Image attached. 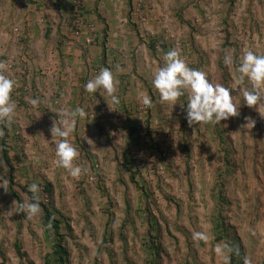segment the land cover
Segmentation results:
<instances>
[{
    "label": "rangeland",
    "instance_id": "1",
    "mask_svg": "<svg viewBox=\"0 0 264 264\" xmlns=\"http://www.w3.org/2000/svg\"><path fill=\"white\" fill-rule=\"evenodd\" d=\"M83 6L82 0L79 13L71 12L78 45L65 53L62 44L52 45L41 9L27 30L30 43L16 46L18 63L4 73L19 87L15 119L0 137L20 141L9 152L10 164L0 162V177L8 180V192L0 188L7 264H44L51 252L38 217L24 221L17 236L23 256L13 247L19 207L13 195L28 204L31 183L40 185L42 201L48 198L43 186L53 189L64 264H264V105L249 108L233 91L240 116L189 127L180 105L162 106L151 87L152 71L171 48L213 83L232 86L238 58L249 49L264 54V0H133L130 29L116 11L109 13L102 56L100 14L89 17ZM226 54L232 68L224 64ZM116 65L123 69L118 106L84 90L101 67L115 73ZM142 93L153 107H144ZM34 98L42 101L35 108ZM78 106L88 118L77 120L70 139L88 172L75 180L53 163L50 128L53 112ZM198 231L208 235L207 243L193 241ZM217 245L231 251L219 254Z\"/></svg>",
    "mask_w": 264,
    "mask_h": 264
},
{
    "label": "clouds",
    "instance_id": "2",
    "mask_svg": "<svg viewBox=\"0 0 264 264\" xmlns=\"http://www.w3.org/2000/svg\"><path fill=\"white\" fill-rule=\"evenodd\" d=\"M161 59L162 65L157 66L151 73V87L158 93L159 103L162 106L167 105L173 109L176 105H180L189 127L217 125L222 121L240 116L241 104L236 103L233 91L242 95L243 104L249 108L257 110L264 105V54L252 49L245 51L242 57L238 58V64L235 67L237 75L230 87L213 83L207 73L190 67L176 48L163 53ZM233 63V57L226 54L225 66L232 68ZM6 70V63L0 61V123L7 125L15 119L17 104L13 100V94L19 84L15 79L4 74ZM122 71L120 65H116L115 73L110 67H101L98 73L85 83L84 90L89 95L103 93L110 97L112 105L118 106L120 81L117 73ZM182 97H186V103L180 102ZM141 100L145 108L153 107V100L147 93L141 94ZM41 103L40 98L30 100L34 108ZM53 113L57 114L50 128V141L55 148L53 163L57 168L67 172L71 178L79 180L88 172V169L79 163L80 150L70 137L75 131L77 120L87 119L88 113L79 106L72 111L60 109ZM251 121L254 126L255 121ZM7 186L8 180L0 177V188L8 192ZM27 190L32 193L31 202L21 204L20 211L25 214V219L31 220L37 218L41 212L39 196L41 188L39 184L31 183L27 186ZM192 239L194 242L207 243L209 238L205 232L198 231L193 232ZM225 250L231 251L228 245L223 247L217 245L215 248L219 254H224ZM245 264L249 262L245 260Z\"/></svg>",
    "mask_w": 264,
    "mask_h": 264
},
{
    "label": "crops",
    "instance_id": "3",
    "mask_svg": "<svg viewBox=\"0 0 264 264\" xmlns=\"http://www.w3.org/2000/svg\"><path fill=\"white\" fill-rule=\"evenodd\" d=\"M119 1L121 2L120 6L118 4ZM119 1L83 0L84 6L82 11L89 17H91V15L95 13V10L96 13L100 14L101 18L104 20L109 29L108 38L111 30L109 21V18L111 17L109 13H115L116 11L118 15L123 17L124 22L127 24L129 29L130 23H134L133 14L129 13L128 0ZM113 5L117 7H113ZM41 9H44L47 12L46 15H44L43 19L44 25L46 26L44 35L46 37L48 36L46 39H48L52 43V45H56L59 42L57 41L59 40V37H61L60 41L62 42L61 44L64 53L66 52V50L68 52L70 49H72L73 46L78 45V43L75 44L76 42L74 43V45H72L73 42L71 41V21H73L71 13L72 0H0V61L6 63L10 58H12L15 64L18 63V58L21 55H19L17 58V54H15V48L16 46L22 45L23 47L24 45L30 43L32 35L28 34L27 30H31L32 27H34V21L41 13ZM106 9H108L109 12H107ZM92 25L97 26V22H93ZM18 27L21 30L16 34L15 32H18L19 30ZM17 37L19 38L17 39ZM10 72V70L5 71L6 74ZM8 141V145L11 147V150L9 149V152H12V150H14V144H12L11 139H9ZM14 233L12 235L13 238H15L16 236V228L14 230Z\"/></svg>",
    "mask_w": 264,
    "mask_h": 264
},
{
    "label": "trees",
    "instance_id": "4",
    "mask_svg": "<svg viewBox=\"0 0 264 264\" xmlns=\"http://www.w3.org/2000/svg\"><path fill=\"white\" fill-rule=\"evenodd\" d=\"M128 7H129V13L133 14L134 13V11H133L134 10L133 9V0H128ZM95 14L96 15L98 14V13H96V10H95ZM97 16H98L99 21L101 22V23L99 22L101 25V30L99 31L98 35L100 38L99 42H100V47L102 49L101 50V56H102V55H104V53H106V48L108 46L107 44L109 41V38H108L109 29H108L107 25L105 24L104 20L101 18V16L100 15H97ZM60 38L61 37H59L58 39L60 40ZM61 43L62 42L59 41L57 44L60 45ZM59 45H57L56 47L59 48ZM152 49H153V46L152 45L149 46V50H152ZM9 129L10 128L6 124L0 123V130L2 132L7 133V131ZM17 133H19V132H17ZM19 139H21L20 134H19ZM8 140H9V137L7 136V134L5 135V137H3V136L0 137L1 159L6 165L10 164L9 163V149L11 150V147L8 145V142H9ZM15 141H16V139H15ZM18 143L20 144V141ZM18 143L14 142L15 145H17ZM43 191L46 195H48V198L45 200L46 202L40 200L41 201V212L37 218V221H38V223H40L39 225L44 228V231L47 234V238L49 239V245H51V249H50L51 252H49L45 255L44 264H64L65 263L66 250L63 247V245L61 244V239H60V234H59L60 223H61L60 217L62 218V215L60 212L56 211V208L54 206L53 189L50 186V184H45L43 186ZM28 194H29V200H30L29 203H30L32 193L28 192ZM13 196L19 204V207L17 210V218H16L17 229H16V236L14 238V247L17 251V255L22 257L23 254L20 252L21 244L18 240L17 235L20 233V231L22 229V226L24 224L23 222L29 221V220L25 219V214L20 211V205L22 204V200L20 198H17L16 197L17 195H15V194ZM0 264H7V259L5 258V255L3 254L1 246H0Z\"/></svg>",
    "mask_w": 264,
    "mask_h": 264
},
{
    "label": "built area",
    "instance_id": "5",
    "mask_svg": "<svg viewBox=\"0 0 264 264\" xmlns=\"http://www.w3.org/2000/svg\"><path fill=\"white\" fill-rule=\"evenodd\" d=\"M81 1L82 0H73V2H72V7H73V11L75 12V13H79V9H80V6H81ZM138 7H141L140 5H138ZM136 12L137 13H140V10L139 9H137L136 10ZM137 15V14H136ZM6 65H7V70H11L12 68H13V66H14V61L12 60V58H10L7 62H6ZM15 135L16 136H18V133L16 132L15 133ZM19 141L17 140V143H18ZM19 144V143H18Z\"/></svg>",
    "mask_w": 264,
    "mask_h": 264
}]
</instances>
